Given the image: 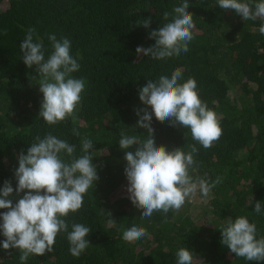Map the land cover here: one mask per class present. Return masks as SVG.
Segmentation results:
<instances>
[{
    "label": "trees",
    "instance_id": "obj_1",
    "mask_svg": "<svg viewBox=\"0 0 264 264\" xmlns=\"http://www.w3.org/2000/svg\"><path fill=\"white\" fill-rule=\"evenodd\" d=\"M181 3L0 0V189L8 180L15 190L19 154L26 155L35 138L48 133L75 144L76 157L83 154L82 141L90 139L92 163L99 176L84 195L82 208L64 218L68 232L73 223L91 228L86 237L90 246L79 257L72 256L68 233L62 231L51 252L30 254L25 264H176L181 247L194 253V264H201L200 260L203 264H264L235 256L221 243L220 230L228 219L245 215L256 224L257 239L264 237V35L259 31L264 18L244 21L234 10L221 9L218 0H189L187 11L193 14L195 25L189 51L164 60L138 56V46L155 45L150 32L171 21V15L164 20V12L172 13ZM149 17L148 28L137 24ZM30 27L43 41L46 59L52 52L49 35L68 38L71 54H79L80 69L72 75L86 80L74 117L56 125L39 116L41 77L35 65H25L20 51ZM176 69L182 72L181 83L190 77L196 80L202 101L221 117L223 132L205 149L192 139L189 129L159 122L153 115L155 143L168 150L183 147L186 152L188 145L195 144L199 151L190 175L207 173L210 182L217 177L221 182L200 211L193 207L200 196L196 192L179 211H159L142 218V209L128 198L124 172V151H134L138 145L122 150L121 131L140 140L148 137L146 129L136 127V110L146 107L138 92L148 80L170 77ZM124 186L126 191H121ZM23 195L14 191L9 198L15 204ZM256 201L262 203L260 214L254 212ZM5 211L0 209V213ZM109 218L114 225L108 223ZM133 224L145 228L148 235L127 242L123 231ZM4 239L0 232V242ZM20 255L18 249L6 251L0 245V264H21Z\"/></svg>",
    "mask_w": 264,
    "mask_h": 264
},
{
    "label": "clouds",
    "instance_id": "obj_2",
    "mask_svg": "<svg viewBox=\"0 0 264 264\" xmlns=\"http://www.w3.org/2000/svg\"><path fill=\"white\" fill-rule=\"evenodd\" d=\"M218 6L234 10L244 21L264 18V0H218ZM188 8L189 0H182L172 13L164 12V20L168 21L171 15V21L151 31L149 38L155 40V45L148 48L138 46L137 55L164 60L187 53L195 27L193 14L187 11ZM150 23V17L137 21L145 28ZM259 31L264 35V24ZM48 39L52 52L47 59L43 41L35 28L26 30L19 47L25 65L29 68L35 65L41 77L39 90L43 99L39 116L47 124L56 125L74 117L86 80L72 75L79 71L80 64L79 54L76 57L71 54V41L66 37L58 40L54 34ZM182 78L181 70L176 69L170 77L161 75L157 81L148 80L139 90V99L146 107L136 110L139 117L136 127L147 130L146 139L140 140L136 135L129 136L121 131L119 146L122 150L138 145L134 151H124L127 161L124 172L128 181V198L136 208L142 209V218H150L159 211L165 214L170 210L179 211L197 190L207 198L221 182L220 177L210 182L207 173L195 178L190 175L189 170L196 165L194 157L199 151L195 144L188 145L189 151L186 152L183 147L168 150L166 146L155 143L151 126L153 115L159 122L167 121L172 126L179 124L189 129L192 139L205 149L222 135L221 117L202 101L196 80L190 77L181 83ZM72 132L79 136L75 128ZM91 149L93 142L84 139L81 145L83 154L76 157L75 144L48 133L43 138L37 136L26 155L23 151L19 154V166L15 170L17 187L14 190L11 182L6 180L0 189V209H7L0 213L3 221L0 232L5 237L0 245L6 251L18 249L21 264H25L30 254L51 252L57 235L62 231L68 233L72 256L79 257L90 246L86 237L91 228L73 223L72 230L68 232L69 225L64 218L82 208L84 195L99 179L97 168L92 163ZM62 154L71 159L66 161ZM14 191L17 196L24 193L15 204L9 198ZM254 212H262L260 201L255 202ZM108 215L111 217V213ZM108 223L114 225L115 221L109 218ZM220 230L221 243L235 256L264 262V237L257 239V226L247 216L228 219ZM147 235L145 228L135 224L123 231V239L127 242ZM176 264H194V253L181 247L176 252Z\"/></svg>",
    "mask_w": 264,
    "mask_h": 264
},
{
    "label": "rangeland",
    "instance_id": "obj_3",
    "mask_svg": "<svg viewBox=\"0 0 264 264\" xmlns=\"http://www.w3.org/2000/svg\"><path fill=\"white\" fill-rule=\"evenodd\" d=\"M125 189H126V188H125V186H124V187L121 188L120 190H121V191H126ZM197 193H198L200 196L197 197V199H195L194 204H193V207L196 208V209H198V210L200 211L201 206L205 204V202H206V200L208 199L209 196H208L207 198L203 197V196L201 195V193H200L199 190H197ZM207 204H208V203H207ZM195 211H196V210H195ZM195 214H196V213H195ZM198 217H199V216H198ZM201 218H202V220H203V219H206V217H201Z\"/></svg>",
    "mask_w": 264,
    "mask_h": 264
}]
</instances>
